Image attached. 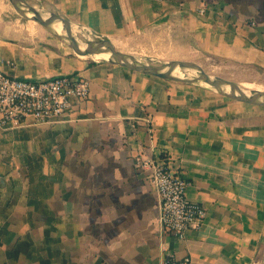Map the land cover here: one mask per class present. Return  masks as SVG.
<instances>
[{
    "label": "crops",
    "instance_id": "0c3cea01",
    "mask_svg": "<svg viewBox=\"0 0 264 264\" xmlns=\"http://www.w3.org/2000/svg\"><path fill=\"white\" fill-rule=\"evenodd\" d=\"M24 1L68 20L82 45L105 38L128 52L145 32L176 43L181 34L188 46L178 52L201 67L223 62L217 77L264 90V0ZM0 71L86 78L90 90L56 120L0 119V264H161L166 253L188 264H264V104L79 55L8 0ZM137 156L164 157L186 198L204 207L184 239L160 228L158 194Z\"/></svg>",
    "mask_w": 264,
    "mask_h": 264
},
{
    "label": "built area",
    "instance_id": "2783aa9c",
    "mask_svg": "<svg viewBox=\"0 0 264 264\" xmlns=\"http://www.w3.org/2000/svg\"><path fill=\"white\" fill-rule=\"evenodd\" d=\"M197 12L203 14V8H198ZM89 94L86 78L58 75L27 80L0 71V119L12 124L27 117L36 123L56 120L69 110L75 99L85 100ZM134 165L144 171L157 191L158 221L163 231L182 240L188 227L202 223L204 207L186 198V181L167 167L164 157L137 156ZM188 263V256L176 257L172 253H166L161 261V264Z\"/></svg>",
    "mask_w": 264,
    "mask_h": 264
},
{
    "label": "water",
    "instance_id": "95a60500",
    "mask_svg": "<svg viewBox=\"0 0 264 264\" xmlns=\"http://www.w3.org/2000/svg\"><path fill=\"white\" fill-rule=\"evenodd\" d=\"M8 2L18 15L37 22L49 32L64 40L68 45H70L73 51L79 55L109 53L107 60L118 63L134 71L144 72L176 81L200 82L215 90L217 93L229 98L250 104H264V90H252L249 95L233 81L217 76L212 77L194 61L171 60L168 61L165 66L155 65L152 63H142L136 60L133 56L118 51L114 45L105 38L90 40L86 43V45H82L72 34L71 24L68 20L55 14L44 16L37 9L27 4L24 0H8ZM56 23H61V31H57L53 27ZM177 67L195 70L197 74L191 77L173 75L172 72ZM226 87H228L227 90L225 89Z\"/></svg>",
    "mask_w": 264,
    "mask_h": 264
},
{
    "label": "rangeland",
    "instance_id": "374dc122",
    "mask_svg": "<svg viewBox=\"0 0 264 264\" xmlns=\"http://www.w3.org/2000/svg\"><path fill=\"white\" fill-rule=\"evenodd\" d=\"M18 15V14H17ZM185 42L183 44H180L181 41ZM177 38L172 35V33H164L163 30H154L150 32H145L143 34L138 35L137 37H134L132 41V48L128 52H123L124 54L133 56L136 60L142 63H152L155 65L165 66L168 61L171 60H187V61H193L192 60V52H180L177 51V47H185L188 46L187 44V38L182 36L180 34V41L179 43H176ZM180 57V59H177ZM198 62H201L202 64H205V67H202L206 73L211 75L212 77L218 76L217 73H224L225 69L223 66V62L216 61L212 63V67L209 68V60H200ZM180 71H182L183 76L188 74V77H191L193 75H196L197 72L192 69H186V68H178ZM211 69V71H210ZM232 71V69H229ZM260 80V84H264V73H261L260 76H258ZM242 89L245 90L247 94H251L252 86L256 87L255 84L250 85V87L242 86L238 84ZM257 85V84H256ZM260 86V85H259ZM262 86V85H261ZM258 87V86H257ZM262 90V87H259Z\"/></svg>",
    "mask_w": 264,
    "mask_h": 264
},
{
    "label": "bare ground",
    "instance_id": "6f19581e",
    "mask_svg": "<svg viewBox=\"0 0 264 264\" xmlns=\"http://www.w3.org/2000/svg\"><path fill=\"white\" fill-rule=\"evenodd\" d=\"M53 27L57 30V31H61V23H56V24H54L53 25ZM83 56V55H82ZM81 57V56H80ZM94 57H96V58H104V59H107L108 57H109V53H100V54H97V55H94ZM173 75H177V76H183V73H182V71H180L179 69H178V67L177 68H175L174 70H173ZM185 76H188V74H186ZM243 81V80H242ZM248 83H249V81H247ZM241 83H243V82H241ZM246 83V82H245ZM242 85H244V84H242ZM244 86H246V87H250V84H245ZM254 86V85H253ZM226 90L228 89V87H226L225 88ZM258 89H259V87H258ZM260 263V262H259Z\"/></svg>",
    "mask_w": 264,
    "mask_h": 264
}]
</instances>
